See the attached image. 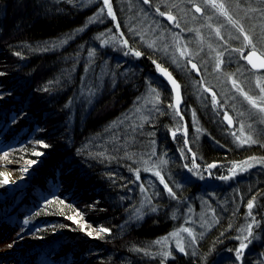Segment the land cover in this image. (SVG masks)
Instances as JSON below:
<instances>
[{"label":"trees","instance_id":"trees-1","mask_svg":"<svg viewBox=\"0 0 264 264\" xmlns=\"http://www.w3.org/2000/svg\"><path fill=\"white\" fill-rule=\"evenodd\" d=\"M224 2L253 45L264 52L260 47L264 45V3ZM193 4L199 5L203 14L195 12ZM100 7L90 5L88 0L83 7H79V0H0V71L6 73L0 76V92L6 93L0 99V131L7 146L15 148L13 156L27 158L34 149L46 155V167L30 184L31 191L19 200L28 211L31 233L37 242L47 245L42 255L55 252L49 248L63 235L66 245H60L55 253V264H64V259L67 264H161L163 257L156 254L166 250L172 255L165 264H241L233 251L240 243L235 237L250 223L246 205L256 196L252 212L260 227L253 228L254 238L244 251L243 264H264V166L216 191H211L209 184L202 187L190 182L180 160L182 144L173 149L170 132L178 124L176 112L168 107L174 103L172 93L153 64L155 60L168 69L181 85L180 112L198 164L240 163L253 155L264 156L260 143L240 146L223 120L224 109L238 115L237 110L247 108L237 101L240 99L231 91L229 81L231 77L239 82L244 74H257L240 53L232 51L246 50L247 41L218 12L207 8L204 0H150V5L142 0H112L115 21L105 15L103 22H89ZM157 7L175 16L180 27L159 16ZM85 25L83 32L77 31ZM174 34H178L179 47L186 46L188 57L179 55ZM69 35L72 38L62 46L43 50L49 44L60 45ZM115 40H127L128 47H116ZM93 49V63L86 64L87 53ZM129 49L142 54L125 55ZM17 52L20 55H15ZM188 59L197 64L199 74ZM218 60L224 61L219 72L214 71ZM96 73L101 74L103 91L88 106L81 102V96L87 99L89 89L95 91ZM45 86L49 91L41 90ZM205 87L210 91L205 92ZM152 88L160 97L156 104L159 111L143 103ZM213 93L219 101L216 105L212 104ZM21 111L27 115L11 122L12 116ZM125 113L131 119L113 129L118 133V139H114L105 129L119 123ZM133 123L143 124V128L137 127L132 133ZM37 128L42 131H35ZM258 128L254 139L264 142V127ZM38 140L50 147H40ZM85 142L88 147L82 150ZM153 148L155 156L151 155ZM99 151L105 153L102 160L89 155ZM145 160L149 161L147 165ZM160 160H167L157 169L161 168L176 199L169 196L157 176L145 170ZM139 184H144L150 195L160 193L152 201L158 211L149 213L146 209L142 219L129 223L128 217L136 214L144 199ZM61 198L63 204L59 203ZM192 210L198 223L205 216L204 227H197L195 232L197 242L191 247L185 245L187 255L174 247L166 249L170 240L164 238H171L175 229L186 225ZM81 213H90L95 228H107L109 232L99 235L98 240H89L74 223ZM158 240L162 244H156ZM193 250L195 256L190 254Z\"/></svg>","mask_w":264,"mask_h":264},{"label":"rangeland","instance_id":"rangeland-1","mask_svg":"<svg viewBox=\"0 0 264 264\" xmlns=\"http://www.w3.org/2000/svg\"><path fill=\"white\" fill-rule=\"evenodd\" d=\"M90 5L91 4H97L102 6V0H88ZM107 10H105L106 12ZM174 25V24H173ZM253 35H255L253 31ZM259 38V37H258ZM117 42L116 47L120 48H125L122 46V41L121 40H115ZM263 45V44H262ZM179 47V44L177 45ZM253 45H248L246 47V50L243 51L244 56H247L249 51L252 49ZM255 46V45H254ZM264 49V45L260 46ZM179 48H182L181 46ZM116 50H120L119 48H116ZM255 50L257 53H259L262 57H264V52L259 49L257 50L255 46ZM186 57H188L187 54H185ZM246 62V59H244ZM247 64V62H246ZM248 65V64H247ZM191 66V65H190ZM249 66V65H248ZM250 67V66H249ZM251 68V67H250ZM194 71H197L193 69ZM252 71L256 72L252 77L246 76V74L242 75L238 79L240 80L237 82L234 78H230V82L234 80L238 86V88H241L244 90V92L248 93L249 95H255L259 93V88L256 87V81L259 78L261 81V85L264 86V76L259 75L257 71L253 70ZM264 73V71L260 72ZM157 74L159 76V72L157 69ZM263 76V77H262ZM242 81V82H241ZM170 89V88H169ZM171 90V89H170ZM151 91V90H150ZM148 92L145 98L143 99V103L146 107H150L153 105H156L158 103L156 99L157 93ZM231 91L238 96L239 101H242L244 105H246V109L243 110H237V112L234 111V115H231L227 110L224 109V112H228L234 119V127L232 128L233 132H236L237 137H239V140H237L235 137H233L240 146H249L251 145L250 142H245L246 138L248 135H251L252 138L257 137V133H259V128L258 125H263L264 123H255L254 124V129L255 131H249L247 129V124L251 123L252 121L249 119V113H255V109L251 108V105L248 104V102L244 99V96L240 94V92L233 87H231ZM172 93V91H171ZM173 97V94H172ZM181 99H182V93H181ZM18 100V97L14 99V101ZM174 101V99H173ZM235 102V101H234ZM233 102V103H234ZM175 101L173 105H175ZM148 105V106H147ZM182 101L179 105V108H181ZM235 105L236 102H235ZM175 111V107H173ZM181 113V112H180ZM243 113V115H241ZM236 114V115H235ZM175 116V115H174ZM180 116L176 115L175 116V123L178 124V127L174 129L173 131L176 132V137L172 138V143H173V149L177 150L180 148V145L184 147V139L189 137L188 133V127L187 124L185 123L184 119H180ZM183 120V122H182ZM225 123V122H224ZM244 125V134H241L240 130V125ZM185 126H186V131H187V136L185 137ZM230 129V128H229ZM171 131L170 133H172ZM195 132V131H194ZM0 149H7V156L4 155V152L0 150V171L5 170L6 172L10 173L14 178H16L18 181L15 182L13 185L7 186V188L11 187L10 193L1 200L0 202V264H55V253L58 251L60 245H66L65 240L66 238L61 235V238L59 240H56L55 243L53 244L54 246H51L49 249L55 252H52L48 255H42L44 251H46V246L44 242H37V240L34 237V234L31 233L32 231V222L29 220V215H27L28 211L23 205H19V200L20 198H23L25 196L24 194L27 192H30L31 190H28L30 188V184L32 181L37 177L39 171L43 170L46 167V155L44 154L43 156H34L31 155L30 157H22V156H13L16 155V151L14 147H9L7 146V142L4 141L3 139V130L0 131ZM189 141L187 147H184V154L189 157L188 160H185L181 157L180 153V160L182 165L189 164L191 163V155L192 152H188L189 148ZM42 152V151H41ZM37 161V163L29 165L28 161ZM158 160V159H155ZM244 162V161H243ZM243 162L240 163H232L229 165H225L222 162H213V163H222L220 167L211 170L208 169L207 172L204 171L205 167L207 166H200L199 172L197 175H192L191 173L188 172L187 168L186 170V177L189 179L190 182H193L194 185L196 184H201L200 186H205V185H210L211 191H216L218 189H224L226 187H229L231 185H234V183L238 180L241 179L244 175H247L250 170L256 169L257 167L261 166L259 164H256L254 167L248 168L247 164H244ZM198 164V162L196 161ZM211 163V164H213ZM249 164L254 163L251 160H248ZM164 165V164H162ZM233 166H235V173L233 174L231 169H233ZM28 168L27 172H24L23 169ZM152 168V165L151 167ZM247 168V171H244L243 169ZM161 168L159 170L157 168H153L151 173L153 171H161ZM203 174L204 178L200 179L199 174ZM215 173V175H213ZM229 175L231 178L227 181L218 179V176L221 175ZM162 175V174H161ZM159 178V177H158ZM210 188L207 189V191H210ZM75 191H73L74 193ZM28 194V193H27ZM87 195H91L90 191H87ZM141 209V208H140ZM138 209L137 211H139ZM146 209L143 210V212ZM205 214V213H203ZM262 215V214H261ZM189 217V218H188ZM186 217V225H182L181 227H178L177 229L174 230V232H179V230L182 227H190L193 231V234H195L197 227L199 229H202L205 225V216H202V221L198 223L196 221V214H194V211L189 212V216ZM195 217V218H194ZM261 217V216H260ZM92 215L90 213L87 214H82L81 216L75 218V224L83 231L84 234L90 239L93 240H98L99 238H95L97 234L103 235L102 232H100V228H95L96 226L93 225L91 222ZM258 218V217H257ZM201 219V218H200ZM27 220L28 223L25 224L24 221ZM33 221V220H32ZM255 225L253 226V228ZM246 228V226L244 227ZM92 232V236L88 235V232ZM246 234V233H245ZM191 239L188 237L187 233L180 232L179 236L177 237H172L169 238L170 242L168 243V246L166 249H171V247L176 248V242L179 240H183L185 242V245L187 244V241ZM253 239V238H252ZM63 241V243H62ZM12 245V247H9V245ZM77 245V243L75 242ZM169 251V250H168ZM40 252V253H39ZM36 255V257H35ZM38 261V263H36ZM62 263L67 264L65 262V259L62 261Z\"/></svg>","mask_w":264,"mask_h":264},{"label":"snow or ice","instance_id":"snow-or-ice-1","mask_svg":"<svg viewBox=\"0 0 264 264\" xmlns=\"http://www.w3.org/2000/svg\"><path fill=\"white\" fill-rule=\"evenodd\" d=\"M85 2H87V0H79V7H83ZM261 2L264 3V0H261ZM142 3L145 4V5H150V0H142ZM204 3H205V6L207 8H210L214 12H218V14L220 16L224 17V19L227 20L228 23L231 24L233 28H236V30L241 35H243V38H244L245 41H247L248 45H253L252 40L249 38V36L247 34L244 33L243 27L239 26L237 24V22L233 19V17L229 14V5L227 3H225L224 0H204ZM192 6L195 9V12L203 14L202 9H201V7L199 5L193 4ZM105 10H107V11L105 12ZM155 11L159 14V16L166 17V19L169 22L176 21V17L173 16L170 12L166 13L164 11H161L160 8H158V7L155 9ZM262 11H264V10H262ZM105 15L108 16V17H111V19L113 21L116 20V15L113 12L112 0H102V6L99 8V10L92 17L89 18V22H91V23H95L97 21L103 22L102 18ZM173 26L175 28H179L180 24L178 22H176ZM86 27H87V25H85V27H82V28L78 29L77 31L78 32H83ZM116 28L117 29L119 28V24L116 25ZM108 31L111 32V29H109ZM215 31H216V35L218 37H220L219 29L217 28ZM174 35L176 36V43L178 44L179 43L178 34H174ZM102 36H103V33L101 34V37ZM101 37H97V39H101ZM71 38H72L71 35H69L66 39L61 40L60 45L49 44L43 50H45V51L55 50L57 47L62 46L64 43L67 42L68 39H71ZM113 39H115V37H113ZM221 39H223V37H221ZM102 43L106 44L107 40H102ZM122 46L127 48L128 47V41L127 40H123L122 41ZM186 50H187L186 46H184L182 48H177V51L179 52V55L181 57L185 56ZM232 51L240 53V58L241 59H247L248 63L251 64L254 69L257 68V65L251 59V57L257 55V52L255 50V46L254 45L252 46V49L249 51L248 56H244L243 51L241 49H232ZM124 54L125 55L132 54V55H134L136 57H140L142 53L140 51H135L133 49H129V51L125 52ZM15 55H20V53L17 52V53H15ZM95 55H96V53H95L94 49L93 50H89L88 53H87V58L85 60V63L89 64V65L92 64L93 63L92 58ZM220 55L222 56L223 53H220ZM187 63L191 65L192 69L197 70V74H199V70L197 69V64L193 63L192 59H188ZM222 63H224L223 60H218L217 63H216L214 71L219 72L220 71V66H221ZM228 63H231V56L228 57ZM153 64H155L156 68L163 74V76H165L167 78L168 82L171 85L172 91L175 93L176 103H175V105L169 103L168 107L169 108L175 107L176 115L180 116V119H183V116L181 115L180 108H179V105L181 103L180 84H178L177 81L175 79H173V77L163 67H161L160 64L156 63L155 60H153ZM259 68L264 69V59H261ZM87 71H89L88 67L85 68V72H87ZM4 75H6V73L3 72V71H0V76H4ZM105 75L107 76L108 74H105ZM109 79H112V77H109ZM95 84H96L95 91H92L91 89H89V97L87 99H85L83 96H81V102L87 104L88 106H90L95 101V99L98 98V95L100 93H102V91H103V80L101 79V74L100 73H96L95 74ZM232 84H233V87L236 88L240 92V94L244 96V99L248 102L249 105H251V108L256 110L255 113H249V119L252 122L247 124V129L250 132L251 131H255V129H254V124L255 123H264V86L261 85V81L258 78L257 81H256V87L259 88V93L255 94V95H249L248 93L244 92L243 89L238 88V86H237V84H236V82L234 80L232 81ZM41 90L42 91H49V88L47 86H45ZM151 91L153 93H156V88H152ZM204 91L205 92H209L210 89L205 87ZM4 95H6V93L0 92V99H3ZM170 95H171V93H169V96ZM156 99L159 102V99H160L159 94L156 95ZM71 103H72V101L69 102V104H71ZM218 103H219V101H217L216 95H215V93H213L212 94V104L216 105ZM153 108L156 111H159V108L156 105H153ZM136 111L139 112V109H136ZM216 114L220 115V112L217 111ZM26 115H27V113L21 111L19 114H16V115L12 116L11 122H16V121H18L19 119L23 118ZM241 115H243V113H241ZM193 116H195V112H193ZM130 119H131V117L129 116V114L125 113L123 115V117L119 120V123L114 124V125H110L108 128L105 129V131L109 132L112 138L118 139V133H117V131H114L113 129L114 128L115 129H119L120 125H123L126 121H129ZM144 119L147 120L148 117L145 116ZM223 119L226 120L228 125H229V127H231L232 119L228 116L227 112H224ZM5 126H7V125H5ZM130 127H131V132L132 133H136L137 132V127L142 129L143 128V124H140L139 126H137L136 124L133 123V124L130 125ZM240 130H241V134L243 135L244 134V125L243 124L240 125ZM35 131L39 132V131H42V130L37 128V129H35ZM123 131L127 134V129H123ZM197 131H199V129H197ZM140 134H143V133L141 132ZM171 134H172L173 138L176 137V132L175 131H173ZM149 135H154V133H149ZM231 135L233 137H235L237 140H239V137H237L236 132H232ZM186 136H187V131H186V126H185V137ZM245 142L246 143L250 142L251 144L260 143L261 147H264V142H261L260 140H257V139H253L251 135L247 136ZM183 143H184V147H187V145H188L187 138L184 139ZM36 144L39 145L42 148L50 147V145H48L47 143H44L42 140L36 141ZM151 144L154 145L155 144V140H152ZM87 147H88V142H85L81 146V149L84 150V149H87ZM184 147H182L180 149L181 157L183 159H185V160H188L189 157L184 154ZM0 150H2L4 152L5 156H7V151H8L7 149H0ZM188 152H192V149L188 148ZM32 155H34V156H43L44 153L34 149L32 151ZM89 155L92 156V158H94V159L97 158V157H100L101 160H102L103 157L105 156V153L103 151H99V152H96L94 154L92 152H89ZM151 155L152 156L156 155V152H155L154 148L151 150ZM196 158H197L196 154L194 152H192L190 165L189 164L183 165V167L187 168L188 172L191 173L194 176L198 174L199 169H200V165L196 163ZM249 160L253 161L254 163L249 164L248 160H245L243 162L244 164L248 165V168L254 167L256 164L264 166V156L257 157L255 155H253V156L249 157ZM28 163H29V165H32V164L37 163V161H31L30 160V161H28ZM144 163H145V165H147L149 163V161L145 160ZM159 164H167V160H160L158 163L156 161H153L152 162V168H145V170L146 171H152L153 168L159 167ZM216 167H217V165L215 163L208 164L205 167L204 171L207 172L208 169H214ZM243 170L247 171V168H245ZM23 171L27 172L28 168H24ZM230 171H232L233 174H234L235 173V166H233V169H231ZM152 174L157 176V177H159L160 183L167 190L169 196L172 199H176L177 198L176 197V193L173 191V189L171 187H169V184L165 182V179L161 175V172L160 171H153ZM0 175H4V183L7 184L8 183V176L6 174H2V173H0ZM213 175H215V173H213ZM136 178H137V180L140 179L138 170L136 172ZM199 178L200 179L204 178L202 173L199 174ZM217 178L221 179V180H224V181H227V180H229L231 178V176L226 174V175L218 176ZM138 187H139L140 193L143 195L144 199H143V201L141 203V209L139 211H137L135 215H130L128 217V222L129 223L135 222V221H138V220L142 219V213H143L144 209H147V211L149 213H155V212L158 211L157 207L152 203V201H153V199L155 197H158L160 195V193L159 192H155V193H152L150 195L149 192H148V189L145 187L144 184H139ZM255 202H256V196H253L247 202V205H246V207L248 209L247 216L250 217V223H248L246 228H241L239 230L241 235H238L237 237H235L236 239L240 240V243H239L238 248L234 249L233 251L235 252L236 261H240L241 264H243L244 251H245L246 248L249 247V244L252 242V238H254L253 226L255 225L256 228L260 227V221L257 220L256 214H254L252 212V209L255 207ZM59 203H61V204L64 203L62 198L59 200ZM89 206L91 207L92 205H89ZM213 214H215L214 210H213ZM37 215H39V213H37ZM262 219H264V218H262ZM216 222H218V220ZM24 223L27 224L28 221L25 220ZM229 227H231V225ZM99 231L102 232V233H106V232H109V229L100 228ZM180 232L187 233L188 237L191 238V239H189L187 241V246L188 247H191L192 245H194L197 242L196 236L193 234V231H192V229L190 227H182L179 230V232L171 233V236L172 237H177V236H179ZM88 235L92 236V232L89 231ZM223 235H224V233H221V236H223ZM95 238H100L99 234H97V236ZM164 239L167 240V239H169V237H165ZM155 243L156 244H162V241L158 240ZM9 247H12V245L10 244ZM176 249L179 252L184 253L186 255L189 254L187 252V249L185 247V242L183 240H179V241L176 242ZM135 251L140 252L141 249L140 248H136ZM190 254L195 256L196 255L195 250H193ZM145 255H152V254L148 253V252H145ZM156 255L162 256L163 260H161V264H165V261L172 255V253L170 251L166 250V251L159 252Z\"/></svg>","mask_w":264,"mask_h":264},{"label":"water","instance_id":"water-1","mask_svg":"<svg viewBox=\"0 0 264 264\" xmlns=\"http://www.w3.org/2000/svg\"><path fill=\"white\" fill-rule=\"evenodd\" d=\"M169 24H174L175 23V21H172V22H169L167 19H166V17H163ZM248 56V55H247ZM251 59H252V61L257 65V68H253L252 67V65L251 64H249L248 63V60L246 59V62H247V64L253 69V70H255V71H264V69H261V68H259V65H260V62H261V59H264V57H262L259 53H257V55L256 56H253V57H251ZM164 68V67H163ZM172 77H173V79H175L176 81H177V83L178 84H180L179 83V81L176 79V77L168 70V69H166V68H164ZM158 72H159V77H160V79L171 89V91H172V88H171V85H170V83L168 82V80H167V78L165 77V76H163V74L158 70ZM180 92L182 93V88H181V85H180ZM172 94H173V99H174V101L176 102V100H175V93L172 91ZM227 114H228V116L232 119V125H231V127H229V125H228V123H227V121L226 120H224V122H225V124H226V126L228 127V128H230V129H232L233 127H234V119H233V117L227 112ZM216 165H217V167L216 168H218V167H220L221 165H223L222 163H215ZM216 168H214V169H216ZM214 169H211V170H214Z\"/></svg>","mask_w":264,"mask_h":264},{"label":"bare ground","instance_id":"bare-ground-1","mask_svg":"<svg viewBox=\"0 0 264 264\" xmlns=\"http://www.w3.org/2000/svg\"><path fill=\"white\" fill-rule=\"evenodd\" d=\"M2 174H6L8 176V183H4V175H0V202L3 200L4 197H6L11 190L10 188H7V186L13 185L18 180L14 178L10 173L6 172L5 170L0 171Z\"/></svg>","mask_w":264,"mask_h":264},{"label":"flooded vegetation","instance_id":"flooded-vegetation-1","mask_svg":"<svg viewBox=\"0 0 264 264\" xmlns=\"http://www.w3.org/2000/svg\"><path fill=\"white\" fill-rule=\"evenodd\" d=\"M263 72V71H262ZM260 73V72H259Z\"/></svg>","mask_w":264,"mask_h":264}]
</instances>
